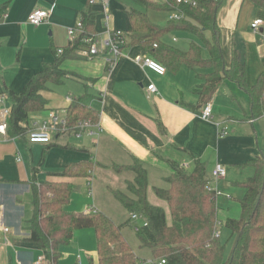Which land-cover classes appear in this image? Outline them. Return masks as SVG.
<instances>
[{"label": "crops", "instance_id": "0c3cea01", "mask_svg": "<svg viewBox=\"0 0 264 264\" xmlns=\"http://www.w3.org/2000/svg\"><path fill=\"white\" fill-rule=\"evenodd\" d=\"M138 1L146 8V0ZM244 2L222 0L216 23L225 67L229 68L235 48L245 63L246 82L252 86L264 72L261 13L264 8L249 2L248 10L254 18L250 22H241ZM157 3L162 1L157 0ZM87 9L94 13L93 31L100 41L106 39L108 29L126 34L132 29L128 12L133 8L127 9L121 0L109 1L107 19L101 5H90L89 0H0V97H4V106L11 109L7 92L18 95L44 65L54 61L55 51L69 46L67 30L76 27ZM36 10L47 11L48 18L33 26L28 23V16ZM141 12L146 14L144 10ZM255 19L261 21L257 31L251 29ZM186 37L190 39V36ZM138 55L148 57L141 46H129L117 56L104 49L94 57L64 60L60 68L74 76L67 77L59 86L47 85L48 89L43 92L47 100L45 111L28 115L31 129L50 111L62 115L72 99L83 97V103L98 115V122L89 128L93 135L85 131L80 137H74L72 133L55 134L49 144L29 143L27 133L21 137L7 134V141L1 140L0 135V264H36L43 256L37 244L26 242L28 219L19 230L15 227L21 218L23 195L25 192L31 195L29 184L68 181L74 185L73 194L76 185L82 184L87 188L90 201L87 208L77 213H89L90 209L102 212L92 199L91 183L102 178L104 187L112 195L114 191L127 194V183L135 176L130 170L135 160L146 171L148 203L161 207L167 215V204L155 196L154 189L166 188L165 179L173 172L171 164L180 168L186 166L185 170L192 171L194 161L198 160L205 165L210 187L220 193L216 203L220 199V204L226 207L221 220L217 206L218 233L219 227L225 228L227 219L239 218L237 203L240 207L239 201L245 195L242 184L255 172L247 163L264 155V115L252 119L247 95L230 81L233 85L229 92L220 93L222 104L215 105V101L210 100L212 117L204 121L200 118L202 104L194 93L200 83L197 73L182 67L177 73L167 70L158 75L134 63L132 59ZM149 84L154 85L157 95L148 97L146 88ZM84 161L93 164L90 178L57 176L66 166ZM216 164L226 169L224 178H213ZM115 167L120 171H115ZM157 181L162 187L155 185ZM14 182L23 184L10 185ZM16 187L26 190L22 194L16 193ZM67 206L65 209L69 211ZM225 230L230 251L233 239ZM59 252L58 264H98L94 230H76L71 241L61 246ZM228 253L225 251V255ZM146 255L151 256L144 249L141 258L136 255L137 260L145 261ZM40 264H46L45 260Z\"/></svg>", "mask_w": 264, "mask_h": 264}, {"label": "trees", "instance_id": "16d2710c", "mask_svg": "<svg viewBox=\"0 0 264 264\" xmlns=\"http://www.w3.org/2000/svg\"><path fill=\"white\" fill-rule=\"evenodd\" d=\"M195 1L196 5L192 7L176 4L174 0H165L164 3L146 0L147 9L183 13V19L169 20L165 26L153 24L145 13L131 9L128 17L132 29L127 32L121 50L141 46L148 57L163 65L166 71L177 73L182 67L195 71L200 83L194 93L202 106L210 102L222 81H231L247 95L250 117L263 116L264 72L254 85H248L245 63L235 48L229 68L225 67L216 23V13L222 1ZM243 1L264 8V0ZM80 21L82 33L61 54L55 51L51 64L44 65L18 95L7 92L11 100L10 115L6 120L10 137L25 136L29 131L28 115L45 111L47 100L43 92L48 89L47 85L59 86L67 77L74 76L60 68L62 62L86 58L79 52L88 51L86 40L95 36L94 13L87 9ZM207 31L211 34V42L205 38ZM170 32L185 33L197 39L199 44L205 45L208 57L202 56L201 46L193 40L186 51L165 43L163 37ZM83 102V97L74 98L66 108L69 132L77 130L80 122H98L96 112ZM247 164L253 166L255 172L242 184L245 195L239 201L240 217L225 222L230 239H233L227 255L226 245L216 236L217 196L206 189L208 181L204 163L195 160L192 171L171 164L173 172L165 179L166 188L154 189L155 196L167 204L168 215L161 207L148 203L146 171L137 160L130 167L135 176L127 183L128 195L120 191H114L113 195L130 213H137L146 220L147 225L137 228L135 234L140 247L149 251L154 259L163 258L166 264H264V155ZM92 168L90 161L70 164L57 176L90 178ZM115 171L119 172L120 168ZM29 188L32 216L26 221V242L40 247L46 264H58L61 257L59 248L71 241L76 230L84 228L94 230L98 264L137 263V256L122 232L128 222L116 225L102 212L74 213L65 209L74 192L72 183L46 181L39 185L29 184Z\"/></svg>", "mask_w": 264, "mask_h": 264}, {"label": "built area", "instance_id": "2783aa9c", "mask_svg": "<svg viewBox=\"0 0 264 264\" xmlns=\"http://www.w3.org/2000/svg\"><path fill=\"white\" fill-rule=\"evenodd\" d=\"M109 1L110 0H89V4H97L99 3L102 7V13L105 15L106 19L108 18L109 13ZM149 2H157V0H147ZM162 3L165 2V0H161ZM176 4L180 5H187V6H195L196 1L195 0H174ZM215 2H220L222 0H213ZM48 18V12L44 10H36L33 11L28 16V23L33 26H38L44 22H46ZM184 18L183 13L175 11V12H169V20H181ZM261 21L259 19H255L251 23V29L254 31H257L258 27L260 26ZM83 30V25L81 21H79L75 28H70L67 30L68 38L70 42L74 41L76 37H78ZM126 33L120 30H107V37L105 40H99L96 38V36H93L91 39L86 40V43L89 46L88 51H81L80 55L84 56L86 58L97 56L102 52L104 49H108L111 53H113L115 56L119 55L122 50L121 47L126 41ZM63 52V49H58L57 53L61 54ZM133 62L145 67L152 72L163 75L166 72V69L163 65L159 64L155 60L144 57V56H135L133 59ZM148 97L152 95H157L158 92L153 84H149L146 88ZM4 97H0V135L1 140L7 141L9 140L7 137V124L6 120L10 115V108L3 105ZM62 115H60V112L57 111H50L46 118L44 120L40 121L37 125H34L29 131L27 132V138L28 142L32 144H49L51 143V136L55 134L60 133H72L76 137H80L82 132L85 131L89 135H93V132L89 129L90 127L94 126L95 124L91 121H84L80 122L77 126V130H73L72 132H69L67 129V122H66V113L61 112ZM212 117V105L210 103H206L202 106L200 118L204 121H209ZM182 169H186V166L182 167ZM212 176L215 179L224 178L226 176V169L224 166L220 164H216ZM206 189L208 191L214 192L215 195L218 197L220 193L217 190H214L210 187L209 182L206 184ZM92 213L97 212L96 210L90 209ZM131 219H139L141 222V227H144L147 225L146 220L140 216L137 213H131ZM216 236H219L218 231L216 232ZM44 256L38 259L36 264H40L42 261H44ZM153 264H166L165 259L160 258L157 259Z\"/></svg>", "mask_w": 264, "mask_h": 264}, {"label": "rangeland", "instance_id": "374dc122", "mask_svg": "<svg viewBox=\"0 0 264 264\" xmlns=\"http://www.w3.org/2000/svg\"><path fill=\"white\" fill-rule=\"evenodd\" d=\"M121 2L123 3V5L128 9V8H133L135 10H141V11H145L146 15L149 19L150 22H152L153 24L159 25V26H165L168 21V12L165 11H155L152 9H147L145 7H143V4H141V2H139L138 0H121ZM243 8L241 9V17H240V21L242 22L243 20H245V22H250L252 20V18H254V14L250 13V8L251 4L249 3V1H245L243 3ZM250 13V15H249ZM263 14V20H264V10L261 12ZM110 14L112 15V10L110 11ZM264 36V35H263ZM205 38L211 42V34L207 31L205 32ZM193 40L194 42H196L197 44H199V42L197 41V39H193L192 37L187 38L185 33H179V32H170L168 34H166L163 37V41L169 45H172L174 47H177L179 49H187L188 44L190 43V41ZM201 46L202 49V56L203 57H207L208 56V52L207 49L205 47L204 44H199ZM233 85L230 81L224 80L222 81V83L219 86V90L217 92V96H213L212 100L215 101L213 102L215 105L216 104H222V94L220 93H224V92H229V87ZM215 99V100H214ZM74 136V135H73ZM76 137V136H74ZM80 139V138H79ZM103 180L105 182L104 179L100 178L97 180H94L93 183H91V190H92V199L94 201V204L96 203L98 205V208H100V210L102 212H104V214H106L108 217H110L112 219L113 222H115L116 224H122L125 222H128V225H126L122 232L123 235L125 237V239L129 242V244H131L133 251L136 253V255L138 257H142L143 255V248L140 247V244L136 238V234L135 231L137 228L141 227V222L139 219H131L130 216V212L125 209L123 206H121L113 197V195L111 194L110 191L107 190V188H105V184L101 181ZM157 181L155 183V185H157V187H162V185H158L159 182ZM158 183V184H157ZM149 184H151V182H149ZM18 191L17 192H21L24 193L26 188L25 187H16ZM87 192V188H85L84 186H82V184H77L76 185V190L75 193L73 194L70 203L68 204L67 208L69 209V211L71 212H82L84 210V208L89 205V201L90 198L87 196L86 194ZM128 195V192H127ZM25 198L23 199V209H22V214H21V218L18 219V223H16V228L19 230L21 227L24 226V221L31 218V195L30 193L27 194L26 192L23 195ZM221 201L220 199H217V207L220 210V214H219V218H221V220L223 219V217L226 214V207L224 205L220 204ZM237 203V202H236ZM95 204V205H96ZM237 207H238V212L240 214V207L237 203ZM7 209H9V205L7 206ZM234 211V209L232 210V212ZM218 212V210H217ZM240 217V215L238 216ZM227 231L225 230L224 227H219V234H220V241L222 243H224L225 246V251L226 253H228V247L230 245V242L226 243L227 240ZM233 244V242H232ZM151 256L149 257L148 255H146L145 257V261L143 260H137L138 262L136 264H153L155 261L152 259L151 260ZM142 261V262H140Z\"/></svg>", "mask_w": 264, "mask_h": 264}]
</instances>
